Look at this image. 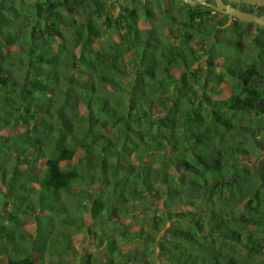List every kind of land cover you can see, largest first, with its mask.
Instances as JSON below:
<instances>
[{"label": "trees", "instance_id": "obj_1", "mask_svg": "<svg viewBox=\"0 0 264 264\" xmlns=\"http://www.w3.org/2000/svg\"><path fill=\"white\" fill-rule=\"evenodd\" d=\"M136 1L0 0V264H264V35Z\"/></svg>", "mask_w": 264, "mask_h": 264}, {"label": "rangeland", "instance_id": "obj_2", "mask_svg": "<svg viewBox=\"0 0 264 264\" xmlns=\"http://www.w3.org/2000/svg\"><path fill=\"white\" fill-rule=\"evenodd\" d=\"M122 4L123 5H130V4H132V5L135 4L136 5L137 4V1L136 0H135V2H133V1H130V2L129 1H122ZM161 4H162V7L164 9L165 8H171V10H172V8L174 7L176 9V10H173V13L174 14H178V11L177 10L182 8V5L181 4L174 3L172 5L168 1H162ZM149 5L152 6L151 3H149ZM209 18H210V21H211L210 23H212V25H213L214 24L213 21L216 20V19H219L221 17H219L218 15L212 13V15H210ZM143 25H145V24L143 23ZM226 26H228L230 29H234L233 26H235L236 29H237V24H234L233 22H231L230 19L227 20ZM238 27H239V25H238ZM173 28H175V27L173 26ZM209 29H211V28L209 27ZM221 29L222 28H218L215 31H211L212 29L209 30V32L211 31V33H213V32L216 33V35L218 37V40L217 39L215 40V37H212V35H210V33H209L207 39H210L211 38V39H213L216 42H218L219 40H221L222 39V36H223V33H222ZM249 29H250V32H254L255 31L256 34H259V35H262L263 34L264 35V28L258 29L256 27H250ZM256 29H258V31ZM213 40H211V41H213ZM244 43H245V46H246V48H245L246 50H245L244 54L246 56L248 53H250V52H252L254 50V47H255V44L254 43L255 42L252 41V39H249V38H245L244 37ZM181 72L182 71L180 70L178 72V74L181 73ZM190 78L191 79H194V77H192L191 75H190ZM256 161L257 160L254 159L251 162L252 163H255ZM72 204L74 205L75 203L74 202L71 203L70 204V208L72 207ZM93 226H96V225H93ZM25 228L28 229L29 231H33L34 230V220L32 218H27L25 220ZM68 230H69V232L72 235L73 243L76 245L78 251L82 254V255H80L78 257L85 256L87 254H90L95 249H99V247L92 246L91 243L93 242V239H91L88 235H86V232H83V231H75V230L69 229V228H68ZM34 237H36V235H34ZM76 255H77V253L74 254L73 256L64 257V261H66L67 264H75L76 257H74V256H76ZM31 256H33V258L36 261H39L41 259V254L39 252H34L33 251Z\"/></svg>", "mask_w": 264, "mask_h": 264}, {"label": "water", "instance_id": "obj_3", "mask_svg": "<svg viewBox=\"0 0 264 264\" xmlns=\"http://www.w3.org/2000/svg\"><path fill=\"white\" fill-rule=\"evenodd\" d=\"M28 1H45V0H28ZM113 1L122 2L128 0H113ZM178 1L185 3L193 8H196L198 6H207L208 8L213 9L215 12H218L220 14L228 15L240 21L247 23H254L260 27H264V16L263 17L255 16L252 13L241 10L239 7H233L230 4H225L223 0H212L214 3L209 2L208 0H178ZM228 1L236 2L239 5L242 2H246L251 5L264 7V0H228Z\"/></svg>", "mask_w": 264, "mask_h": 264}, {"label": "flooded vegetation", "instance_id": "obj_4", "mask_svg": "<svg viewBox=\"0 0 264 264\" xmlns=\"http://www.w3.org/2000/svg\"><path fill=\"white\" fill-rule=\"evenodd\" d=\"M28 1V0H26ZM46 1V0H45ZM113 1V0H112ZM129 1V0H128ZM209 2H212L214 3L212 0H208ZM29 2H38V1H29ZM115 2H120V1H115ZM130 2V1H129ZM180 2V1H179ZM223 2L225 4H230L232 5L233 7H239L241 10L245 11V12H249V13H252L254 14L255 16H258V17H263L264 16V12H262L261 8H264V7H261V6H257V5H251V4H248L246 2H242L240 5L236 2H229L228 0H223ZM182 3V2H181ZM185 4V3H183ZM198 7H204V6H198ZM207 7V6H205ZM197 8V7H196ZM208 8V7H207ZM210 9V8H209ZM213 10V9H211ZM213 14H216L218 15L219 17H221L223 14H220L218 12H215L214 10L212 11ZM212 15V14H211ZM224 16H228V15H224ZM229 19L231 20V22H233L234 24H237L238 25V19L234 18V17H231V16H228ZM243 22V21H241ZM244 23H247V22H244ZM248 24H254V23H248ZM235 27V26H233ZM248 27V26H247ZM253 27H256L258 29H261V28H264V27H260L258 25L255 24V26ZM249 29V27H248Z\"/></svg>", "mask_w": 264, "mask_h": 264}]
</instances>
